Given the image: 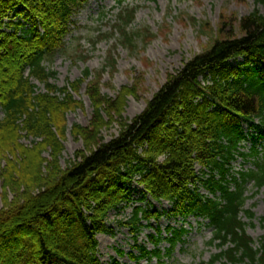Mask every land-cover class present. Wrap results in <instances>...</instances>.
Returning a JSON list of instances; mask_svg holds the SVG:
<instances>
[{"label":"trees","instance_id":"obj_1","mask_svg":"<svg viewBox=\"0 0 264 264\" xmlns=\"http://www.w3.org/2000/svg\"><path fill=\"white\" fill-rule=\"evenodd\" d=\"M89 1L0 0V179L14 195L12 200L6 196L0 209V247L8 250L0 264H102L98 235L114 234L110 214L132 201L134 183L144 188L141 199L169 201L170 216L209 221L210 243L219 249L209 264H264V236L257 244L243 220V215H255L244 208L245 184L252 181L258 191L264 187V154L255 146L249 153L240 150L250 138L243 123L264 126V13L256 8L235 20L239 33L217 36L169 73L145 110L131 120L124 112L134 88L124 86L110 97L101 91L96 73L86 89L93 108L90 126L71 128L83 138L84 149L63 168L67 111L82 106L73 94L93 73L85 69L81 78L60 87L51 82L57 72L45 61L65 48L74 17ZM135 14L134 9L118 15L130 46L147 35L129 31ZM108 63L113 67L116 59ZM36 82L46 91H38ZM114 121L119 133L105 140L102 129ZM23 137L33 144H24ZM237 154L252 156L255 167L230 176ZM202 187L209 194H202ZM163 215L136 205L130 217L118 220L137 243V252L128 253L131 261H161L185 242V226H168L165 233L156 226L148 235L153 248L138 244L151 221ZM163 242L169 246L162 247ZM112 264L121 263L115 259Z\"/></svg>","mask_w":264,"mask_h":264},{"label":"rangeland","instance_id":"obj_2","mask_svg":"<svg viewBox=\"0 0 264 264\" xmlns=\"http://www.w3.org/2000/svg\"><path fill=\"white\" fill-rule=\"evenodd\" d=\"M90 0L86 6L74 17L76 22L72 32L66 38V46L54 56L47 58L45 65L50 70L57 72L51 82L57 86H65L68 82L75 81L83 76L85 69H90L93 75L87 79L74 98L82 103L81 107H73L67 111L66 119L70 127L64 138L65 149L60 158V165L66 168L70 161L75 159L76 152L84 149V140L74 136L71 128L74 124L89 127L93 108L87 96V85L94 80L95 74H101V91L115 97L125 86H132L134 91L129 95L124 117L127 120L135 118L147 107L148 102L165 83L168 74L180 69L183 64L195 55L207 49L217 36H225L226 32L239 33L238 22L241 17L249 14L256 8L264 13V5L256 4V0ZM136 10L130 32H145L143 38L138 37L137 42L130 46L122 37L123 30L119 26V16L127 10ZM223 14L231 16H225ZM228 18V19H227ZM9 19H7L8 21ZM226 20V21H224ZM25 22V21H24ZM30 26V21H26ZM118 27V29H117ZM116 30H115V29ZM108 35H111L110 37ZM97 41V44H94ZM115 58L116 64L108 63ZM241 60V59H239ZM235 63V62H233ZM105 67H107L105 69ZM38 91H46L40 82ZM4 111L0 107V119ZM260 124V120H255ZM242 129L250 136L240 143V150L249 153L256 147L264 154V126L260 129L252 128L244 122ZM262 135L258 136L259 131ZM119 123L114 121L109 127L102 129L101 135L105 140H110L118 135ZM254 134V136H253ZM22 142L28 146L33 144L32 138L23 137ZM51 158L49 152L43 154ZM255 167L252 156L237 154L232 162L230 176L238 172L248 171ZM200 171V165L196 166ZM143 186L133 185L132 201L125 204L120 213L111 212L109 225L114 228V234H99L98 253L102 264H112L118 260L121 264H136L131 261L128 253L137 252L134 246L136 241L129 230L119 225V219H127L132 214L136 205L149 207L152 210L164 212L159 220L151 221L138 237V244H145L153 248L148 235L154 232V227L159 226L165 233L168 226H185L189 233L185 242L176 245L173 253L159 261L156 258L142 259L140 264H209L212 256L219 249L216 244L210 243L213 233L208 225V220L191 216L186 220L175 218L168 214L171 204L167 200L156 201L143 197ZM202 194H209L202 187ZM245 194L248 199L244 208L254 212V217L248 219L246 230L256 243L264 236V187L259 191L252 181L245 184ZM12 200L13 192L8 187L5 189L2 178L0 179V209L4 207V199ZM162 247H168L163 242ZM119 250L125 252L119 255ZM7 248L0 247V256L7 254Z\"/></svg>","mask_w":264,"mask_h":264}]
</instances>
